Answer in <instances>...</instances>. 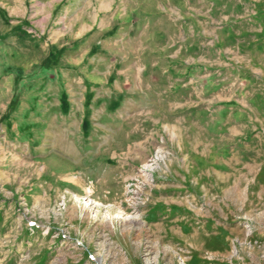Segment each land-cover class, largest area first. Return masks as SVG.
<instances>
[{
	"label": "rangeland",
	"instance_id": "374dc122",
	"mask_svg": "<svg viewBox=\"0 0 264 264\" xmlns=\"http://www.w3.org/2000/svg\"><path fill=\"white\" fill-rule=\"evenodd\" d=\"M0 264H264V0H0Z\"/></svg>",
	"mask_w": 264,
	"mask_h": 264
}]
</instances>
